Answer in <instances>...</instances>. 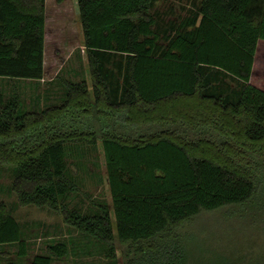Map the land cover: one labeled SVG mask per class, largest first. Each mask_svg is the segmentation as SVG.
I'll return each instance as SVG.
<instances>
[{
    "label": "trees",
    "instance_id": "16d2710c",
    "mask_svg": "<svg viewBox=\"0 0 264 264\" xmlns=\"http://www.w3.org/2000/svg\"><path fill=\"white\" fill-rule=\"evenodd\" d=\"M159 1L76 0L90 87L64 80L59 103L36 95L28 109L0 86V165L18 202L55 210L108 258L87 264H117L116 238L124 264H195L184 223L202 210L242 215L259 192L264 88L252 73L264 0H191L175 18ZM45 19V0H0V78H43ZM99 149L109 203L84 189L104 182ZM80 194L87 212L69 206ZM28 247L0 201V264H20ZM69 253L50 238L31 264Z\"/></svg>",
    "mask_w": 264,
    "mask_h": 264
},
{
    "label": "rangeland",
    "instance_id": "374dc122",
    "mask_svg": "<svg viewBox=\"0 0 264 264\" xmlns=\"http://www.w3.org/2000/svg\"><path fill=\"white\" fill-rule=\"evenodd\" d=\"M190 5L191 0H161L157 3L158 10L165 13L166 18H175L176 14L184 15L185 8L189 9ZM45 15L43 78L37 81L0 78V86L6 95L16 92L21 107L28 109L34 106L36 95L39 96V105H43L44 101L59 103L63 96L64 80L84 79L89 87L91 84L76 0H45ZM252 81L264 88L263 41L258 42ZM99 151L97 158L104 182L99 186L92 185V181L85 182L87 186L84 189L90 191L92 199L109 203L111 197L105 182L104 160L100 149ZM260 166L259 192L256 198L248 202V212L245 210L239 215L240 208L237 207L234 208L237 209L236 214L228 216V207L202 210L184 223L182 230L190 231L189 247L195 264H228L224 263L223 258L228 255L245 256L244 261L239 258L241 264H264V163ZM12 179V171L7 166L0 165V201L7 204L23 226L29 242L28 255L20 264H31L33 255L44 253L50 238L65 239L70 245V253L64 258L56 259L53 264H87L108 260L103 252L96 251L97 247L93 242L66 224L55 210L35 204H20L12 188ZM89 200L83 194L78 197L70 195L68 203L70 207L87 212ZM115 246L117 264H124L125 245L116 238ZM5 247L11 251L13 258L17 247L13 244ZM5 261L0 258V263Z\"/></svg>",
    "mask_w": 264,
    "mask_h": 264
},
{
    "label": "crops",
    "instance_id": "0c3cea01",
    "mask_svg": "<svg viewBox=\"0 0 264 264\" xmlns=\"http://www.w3.org/2000/svg\"><path fill=\"white\" fill-rule=\"evenodd\" d=\"M105 178H106V171H105ZM105 182H106V180H105ZM107 184V183H106ZM108 187V186H107Z\"/></svg>",
    "mask_w": 264,
    "mask_h": 264
}]
</instances>
